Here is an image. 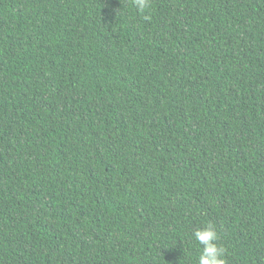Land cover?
<instances>
[{
  "label": "trees",
  "instance_id": "obj_1",
  "mask_svg": "<svg viewBox=\"0 0 264 264\" xmlns=\"http://www.w3.org/2000/svg\"><path fill=\"white\" fill-rule=\"evenodd\" d=\"M209 222L264 264V0H0V264H197Z\"/></svg>",
  "mask_w": 264,
  "mask_h": 264
},
{
  "label": "clouds",
  "instance_id": "obj_2",
  "mask_svg": "<svg viewBox=\"0 0 264 264\" xmlns=\"http://www.w3.org/2000/svg\"><path fill=\"white\" fill-rule=\"evenodd\" d=\"M130 6L137 14L144 15L147 19L152 8V0H130ZM117 14H121V9ZM193 236L202 246L197 264H227L226 249L219 243L220 235L215 224L209 222L197 228Z\"/></svg>",
  "mask_w": 264,
  "mask_h": 264
}]
</instances>
